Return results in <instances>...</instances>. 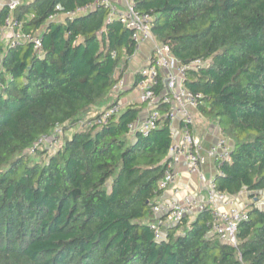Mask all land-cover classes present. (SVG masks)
<instances>
[{
    "label": "trees",
    "instance_id": "obj_1",
    "mask_svg": "<svg viewBox=\"0 0 264 264\" xmlns=\"http://www.w3.org/2000/svg\"><path fill=\"white\" fill-rule=\"evenodd\" d=\"M95 0H21L0 8L24 31L43 28L40 52L0 37V264H264V210L251 202L232 246L207 237L206 209L154 239L152 205L173 142L167 119L148 135L129 125L143 106L125 105L102 125L89 116L118 102L136 51L134 30L97 6L48 22ZM151 16V33L181 63L206 61L183 85L202 94L198 111L231 140L216 188L264 194V0H132ZM141 76L136 74L131 89ZM159 81L156 93H160ZM112 102V96L115 95ZM111 101V102H110ZM164 114L169 105L159 103ZM62 125L60 143L31 152ZM78 127L71 138L65 131ZM191 128V125H190ZM262 194V195H263Z\"/></svg>",
    "mask_w": 264,
    "mask_h": 264
},
{
    "label": "built area",
    "instance_id": "obj_2",
    "mask_svg": "<svg viewBox=\"0 0 264 264\" xmlns=\"http://www.w3.org/2000/svg\"><path fill=\"white\" fill-rule=\"evenodd\" d=\"M20 1L0 0V8L7 6L12 11ZM97 6L108 9V21L117 19L126 27L134 30L136 51L142 42L148 40L153 42V50L148 63L140 67L136 73L141 76V80L135 88L138 90L140 103L145 105V110L134 123L129 125V130L134 135L136 133L142 136L148 135L157 128L158 120L162 115L167 119L171 129L173 142L169 149L164 172L158 181V189L161 193L155 196L152 205L156 219L149 224L153 230L154 239L157 241L165 239L168 227L177 225L184 217L192 220L198 213L209 209L212 219L206 236L216 237L222 243L236 246L238 226L248 220V211L245 207L236 204L234 200L236 195H230L216 188L215 176L207 178L203 172V166L210 159H213L216 164L230 161L232 143L226 136L221 135L216 142L204 146L200 139L192 133L190 128L194 121L192 111L200 104L202 94L190 91L183 85L188 70L199 69L207 62L196 59L184 64L177 60L168 45L159 43L153 38L151 16L138 12L132 0H95L91 4L76 7L64 13L59 12V7L56 6V10L48 15L46 23L59 22L65 17L72 18L82 15ZM21 27V23L14 20L13 16H7L0 27V37L10 47L21 43H31L33 48L40 52L43 28L26 32ZM131 58L132 56L128 58V61ZM159 81L162 83V89L160 93H156ZM124 86L125 82L122 78L113 85L112 90L119 92ZM159 103L168 104V112L161 114L157 110ZM123 108L122 103L116 102L102 110L99 115L89 116L86 122L88 125L105 124L111 117L118 116ZM62 131V125L56 124L48 134H41L34 141L31 152L41 146L54 150L61 141ZM182 162L189 173H195L203 184L206 192L204 198L199 199L195 193L186 192L181 199L177 197L162 199L163 191L175 183L178 175L177 166ZM174 192L177 193L178 190L175 189ZM253 201L257 207L264 210V195L261 198H254Z\"/></svg>",
    "mask_w": 264,
    "mask_h": 264
},
{
    "label": "crops",
    "instance_id": "obj_3",
    "mask_svg": "<svg viewBox=\"0 0 264 264\" xmlns=\"http://www.w3.org/2000/svg\"><path fill=\"white\" fill-rule=\"evenodd\" d=\"M153 50V42L145 41L142 42L138 50L132 55L130 61H128V66L123 72V79L125 86L122 88L124 91L123 95L119 96L118 102L122 103L124 106L136 103L141 105L139 101V93L136 88L131 89L137 71L140 67L148 63V59L151 57ZM115 95L112 96V102L115 100ZM110 101V102H111ZM143 110H145V105L142 104ZM194 121L191 125L192 133L200 139L204 146H208L218 139L222 135L220 127L217 122L210 120L208 117L202 115L198 109L192 111ZM203 172L207 178H212L218 172V167L213 159H210L203 166ZM177 178L173 185L169 186L165 191H163L162 199H169L172 197H177L181 199L186 192L195 193L196 197L202 199L205 197L206 192L203 188V184L198 179L195 173H189L186 165L182 162L177 166ZM177 189L178 192L175 193L174 190ZM264 195V194H263ZM236 204L240 207H247L248 202H251L248 193L241 192L234 196ZM250 200V201H249Z\"/></svg>",
    "mask_w": 264,
    "mask_h": 264
},
{
    "label": "rangeland",
    "instance_id": "obj_4",
    "mask_svg": "<svg viewBox=\"0 0 264 264\" xmlns=\"http://www.w3.org/2000/svg\"><path fill=\"white\" fill-rule=\"evenodd\" d=\"M79 128L78 127H75V128H70V129H67L66 131H65V139H68V138H71V136H72V134H73V132H75V131H77ZM262 192H260V195H258V198L260 197H262ZM251 200V202H253V200L252 199H250ZM249 200V201H250ZM251 202H248V205L247 206H249L250 205V203Z\"/></svg>",
    "mask_w": 264,
    "mask_h": 264
}]
</instances>
